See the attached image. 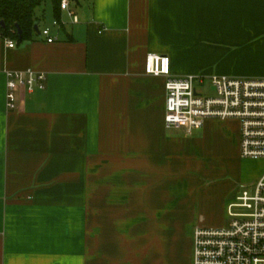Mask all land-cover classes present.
Instances as JSON below:
<instances>
[{
    "label": "crops",
    "instance_id": "1",
    "mask_svg": "<svg viewBox=\"0 0 264 264\" xmlns=\"http://www.w3.org/2000/svg\"><path fill=\"white\" fill-rule=\"evenodd\" d=\"M69 7L77 23L49 4L54 42L40 36L39 7L31 40L0 37V264H192L194 230L227 224L264 159L240 156L235 120L167 129L165 78L145 60L167 55L174 76L205 82L264 77V0ZM26 69L46 88L16 90L8 109L6 72Z\"/></svg>",
    "mask_w": 264,
    "mask_h": 264
},
{
    "label": "built area",
    "instance_id": "2",
    "mask_svg": "<svg viewBox=\"0 0 264 264\" xmlns=\"http://www.w3.org/2000/svg\"><path fill=\"white\" fill-rule=\"evenodd\" d=\"M69 3L60 0V9L77 23ZM39 33L48 43L57 39L48 27ZM4 40L7 47H15L14 40ZM170 64L169 56L162 54H149L144 64L146 74L165 78V127L191 132L206 119L235 120L240 125V156L264 159V77L213 75L209 79L212 93L206 94L198 88L206 84L202 76H174ZM6 78L8 109L14 107L16 90L32 93L46 88V74L33 69L7 71ZM227 214L224 226L194 230L192 264H264V173L251 185H240Z\"/></svg>",
    "mask_w": 264,
    "mask_h": 264
},
{
    "label": "trees",
    "instance_id": "3",
    "mask_svg": "<svg viewBox=\"0 0 264 264\" xmlns=\"http://www.w3.org/2000/svg\"><path fill=\"white\" fill-rule=\"evenodd\" d=\"M47 0H0V37L9 38L16 43L31 40L35 34L34 23L39 22L35 10ZM56 17L60 9V0H50ZM15 25L20 28V36Z\"/></svg>",
    "mask_w": 264,
    "mask_h": 264
},
{
    "label": "rangeland",
    "instance_id": "4",
    "mask_svg": "<svg viewBox=\"0 0 264 264\" xmlns=\"http://www.w3.org/2000/svg\"><path fill=\"white\" fill-rule=\"evenodd\" d=\"M51 2H50V0H47L44 4H42L37 10H36V13L37 14H41L42 12H45V15H46V17H45V19H41L40 20V24H39V28H40V30H41V28H44V27H50V26H52L51 25V22H52V20H51V15H50V11H49V4H50ZM198 88L199 89H201V90H203L206 94H211L212 93V91L210 90V88H209V82H206V84H204V85H198ZM99 191V190H98ZM126 194H132V193H130L129 191H127L126 192ZM131 196V195H130ZM95 206V210L96 209H98V208H102V210L103 209H106L107 207H109L110 209L109 210H112V206H114V205H94ZM102 206V207H101ZM98 207V208H97ZM130 207V205L129 204H127L126 203V205H125V210H129L128 208ZM100 209H98V210H100ZM115 210V209H114ZM121 210V209H120Z\"/></svg>",
    "mask_w": 264,
    "mask_h": 264
},
{
    "label": "water",
    "instance_id": "5",
    "mask_svg": "<svg viewBox=\"0 0 264 264\" xmlns=\"http://www.w3.org/2000/svg\"><path fill=\"white\" fill-rule=\"evenodd\" d=\"M71 1H78V0H71ZM0 25L4 26V22L0 21ZM15 27L17 29V34L20 36V28H19V26L15 25ZM34 29H35V31L38 32V23L37 22L34 23Z\"/></svg>",
    "mask_w": 264,
    "mask_h": 264
}]
</instances>
